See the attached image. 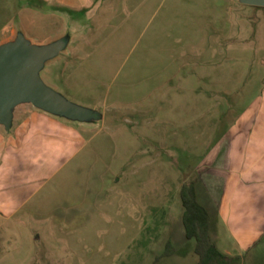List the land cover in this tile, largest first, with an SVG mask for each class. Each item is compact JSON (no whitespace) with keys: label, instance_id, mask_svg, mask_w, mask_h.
Returning a JSON list of instances; mask_svg holds the SVG:
<instances>
[{"label":"rangeland","instance_id":"374dc122","mask_svg":"<svg viewBox=\"0 0 264 264\" xmlns=\"http://www.w3.org/2000/svg\"><path fill=\"white\" fill-rule=\"evenodd\" d=\"M29 1L0 0V44L69 34L41 79L96 119L38 111L48 126L16 132L35 110L24 104L0 126V264H194L191 250L162 256L167 241L186 244L179 189L211 125L264 90V8L132 0L112 14L102 0H57L37 12Z\"/></svg>","mask_w":264,"mask_h":264},{"label":"crops","instance_id":"0c3cea01","mask_svg":"<svg viewBox=\"0 0 264 264\" xmlns=\"http://www.w3.org/2000/svg\"><path fill=\"white\" fill-rule=\"evenodd\" d=\"M131 1L102 0L109 4L105 10L109 7L107 12L112 14L117 4ZM46 2L57 4V0L27 3L33 11H39ZM55 12L62 15L57 19L63 22L70 23V18L77 17L76 13L66 14L60 8H55ZM57 29L56 35L61 27ZM75 33L84 34L83 31ZM27 113L28 118L25 117ZM224 113L211 125L210 130L215 134L200 143L206 149L196 152V164L189 182L195 188L198 202L212 218L210 237L217 249L236 259L235 264H264V90L251 98L228 124L222 122ZM19 115L16 121H22L17 124L16 132L34 127L38 121L44 126L50 124L36 109H24Z\"/></svg>","mask_w":264,"mask_h":264},{"label":"water","instance_id":"95a60500","mask_svg":"<svg viewBox=\"0 0 264 264\" xmlns=\"http://www.w3.org/2000/svg\"><path fill=\"white\" fill-rule=\"evenodd\" d=\"M241 5L264 8V0H238ZM70 35L43 45L31 43L16 31L15 36L0 44V126H13L15 110L24 104L71 122L91 123V111L73 104L64 95L45 85L41 71L69 45Z\"/></svg>","mask_w":264,"mask_h":264},{"label":"trees","instance_id":"16d2710c","mask_svg":"<svg viewBox=\"0 0 264 264\" xmlns=\"http://www.w3.org/2000/svg\"><path fill=\"white\" fill-rule=\"evenodd\" d=\"M179 198L183 208L181 221L187 242L183 248L176 250L167 241L162 256H186L191 250L197 258V264H235L236 259L222 254L211 240L212 218L198 202L192 183L181 186Z\"/></svg>","mask_w":264,"mask_h":264}]
</instances>
